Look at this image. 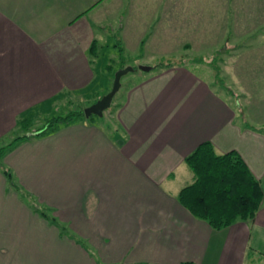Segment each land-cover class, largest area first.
<instances>
[{"label": "crops", "instance_id": "0c3cea01", "mask_svg": "<svg viewBox=\"0 0 264 264\" xmlns=\"http://www.w3.org/2000/svg\"><path fill=\"white\" fill-rule=\"evenodd\" d=\"M204 1L223 11L230 2ZM120 2L115 19L130 33L143 13L125 11L129 0H0V146L12 140L4 141L21 114L90 81L97 14L113 21L105 17ZM114 117L113 127L59 123L5 152L0 264H252L264 257L262 127L238 122L235 107L182 63L141 76ZM203 141L218 153L236 150L259 180L251 220L213 228L179 201L193 181L184 158Z\"/></svg>", "mask_w": 264, "mask_h": 264}, {"label": "rangeland", "instance_id": "374dc122", "mask_svg": "<svg viewBox=\"0 0 264 264\" xmlns=\"http://www.w3.org/2000/svg\"><path fill=\"white\" fill-rule=\"evenodd\" d=\"M121 5L120 2L119 10L115 7L113 14L105 17L113 21L98 14L96 18L101 30L94 36L96 54L89 56L95 58L93 77L98 75L99 94L112 85L113 77L106 72V64L111 69L121 68L122 64L134 69L121 76L111 107L102 116L93 115L92 122L113 127L116 107L123 102L127 88L139 82L141 76L147 77L170 62L187 65L209 82L235 107L238 122H251L264 131V2L230 0L224 3L223 11L219 5L201 0H129L125 11L135 9L143 17L130 23L132 32L125 34L121 31V20L115 19L121 17ZM139 65L151 68L144 71ZM105 72L107 81L100 84ZM92 78L81 91L67 90L50 99L48 107L35 106L29 127H40L50 116H62L87 106L96 93L94 88L84 89ZM20 133L22 130L16 125L4 141ZM253 260L252 264H264L261 255Z\"/></svg>", "mask_w": 264, "mask_h": 264}, {"label": "trees", "instance_id": "16d2710c", "mask_svg": "<svg viewBox=\"0 0 264 264\" xmlns=\"http://www.w3.org/2000/svg\"><path fill=\"white\" fill-rule=\"evenodd\" d=\"M118 49L122 53L120 44L118 45ZM95 50L96 41L93 39L89 46V55L94 56L96 54ZM94 59V57L90 59L92 63ZM170 65V62L163 64V66ZM105 66L106 72H111L113 77L116 69H111L109 64ZM97 78L98 75L96 74L84 88H94L96 92L92 100L87 102V105L101 96L98 92L99 90L96 88ZM107 78L106 74L105 79L103 77L100 84L104 83L105 80L107 81ZM112 102L113 98L109 107H111ZM33 114V109H29L18 117L17 125L21 128L22 133L14 135L9 143L0 146V159L19 140L43 134L54 129L59 123H69L73 120L92 122L94 115L91 114L85 117L83 108H78L70 110L62 116H50L44 119L45 121L42 126L31 128L32 126L29 127V125L32 122ZM184 161L193 172V181L183 186L177 196L179 201L193 215L206 220L213 228L225 227L236 220H251L254 217L262 198L261 185L236 150L231 149L218 153L211 142L203 141L185 156ZM4 173L10 184L16 188L17 185L12 182L10 171L5 169ZM38 210L42 214H45L43 209ZM179 264L195 263L184 261Z\"/></svg>", "mask_w": 264, "mask_h": 264}, {"label": "water", "instance_id": "95a60500", "mask_svg": "<svg viewBox=\"0 0 264 264\" xmlns=\"http://www.w3.org/2000/svg\"><path fill=\"white\" fill-rule=\"evenodd\" d=\"M138 68L140 70H150V66L148 65H139ZM134 67L131 65H127L115 70L112 80V85L108 91L102 94L99 98H97L94 102L88 104L83 108L84 116L88 117L91 114L102 116L103 112L109 107L111 100L114 94L120 87V79L123 74L128 71L133 70Z\"/></svg>", "mask_w": 264, "mask_h": 264}]
</instances>
